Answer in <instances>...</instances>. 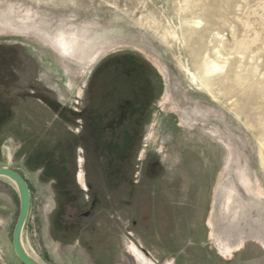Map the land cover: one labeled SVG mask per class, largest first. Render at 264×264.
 <instances>
[{"label":"rangeland","instance_id":"rangeland-1","mask_svg":"<svg viewBox=\"0 0 264 264\" xmlns=\"http://www.w3.org/2000/svg\"><path fill=\"white\" fill-rule=\"evenodd\" d=\"M0 167L44 264H264V0H0Z\"/></svg>","mask_w":264,"mask_h":264},{"label":"water","instance_id":"water-1","mask_svg":"<svg viewBox=\"0 0 264 264\" xmlns=\"http://www.w3.org/2000/svg\"><path fill=\"white\" fill-rule=\"evenodd\" d=\"M0 176L10 179L17 188L20 198V211L13 230V246L17 257L23 264H44L36 260L23 244V231L30 211V188L26 179L9 167H0Z\"/></svg>","mask_w":264,"mask_h":264},{"label":"bare ground","instance_id":"bare-ground-1","mask_svg":"<svg viewBox=\"0 0 264 264\" xmlns=\"http://www.w3.org/2000/svg\"><path fill=\"white\" fill-rule=\"evenodd\" d=\"M221 67L223 68V66H221L216 61H209V62L208 61H204L199 66V68H198V70L196 72H191L188 68H187V71H188V73L190 75V79H191V81H193V83H195L197 86L201 87L203 90L206 89L207 91H211L212 90L211 89L212 80L214 79V77L217 74V72L220 71ZM187 71H185V73ZM9 159H11V155H9ZM14 186L16 187L15 184H14ZM23 244H24V240H23ZM24 247L26 248L25 244H24ZM26 250H27V248H26ZM36 260H38V259H36Z\"/></svg>","mask_w":264,"mask_h":264},{"label":"flooded vegetation","instance_id":"flooded-vegetation-1","mask_svg":"<svg viewBox=\"0 0 264 264\" xmlns=\"http://www.w3.org/2000/svg\"><path fill=\"white\" fill-rule=\"evenodd\" d=\"M19 173V172H18ZM28 183V182H27ZM29 185V184H28ZM15 187V186H14ZM16 188V187H15ZM30 188V187H29ZM17 190V189H16Z\"/></svg>","mask_w":264,"mask_h":264}]
</instances>
